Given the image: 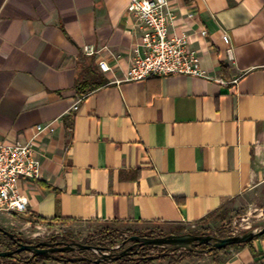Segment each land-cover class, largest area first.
Listing matches in <instances>:
<instances>
[{"label": "crops", "instance_id": "obj_1", "mask_svg": "<svg viewBox=\"0 0 264 264\" xmlns=\"http://www.w3.org/2000/svg\"><path fill=\"white\" fill-rule=\"evenodd\" d=\"M169 1L205 78L123 80L143 55L129 0H0V142L54 123L40 177L17 184L27 213L1 228L193 225L264 182V0ZM224 255L264 264V237Z\"/></svg>", "mask_w": 264, "mask_h": 264}, {"label": "built area", "instance_id": "obj_2", "mask_svg": "<svg viewBox=\"0 0 264 264\" xmlns=\"http://www.w3.org/2000/svg\"><path fill=\"white\" fill-rule=\"evenodd\" d=\"M126 11L142 30L140 47L143 55L137 48L133 50L124 81L170 75L206 77L200 65L201 58L191 47L190 37L170 31L175 11L169 0H129ZM199 35L205 37L206 32L202 30ZM223 39L228 42L227 36ZM85 52L95 53L89 48ZM98 66L103 72L110 70L105 61H100ZM73 109H76L75 105ZM53 131L54 123L49 122L33 127L32 135L24 143L0 142V212L10 215L27 213L28 199L21 194L17 184L20 179L40 177L41 163L34 149V140Z\"/></svg>", "mask_w": 264, "mask_h": 264}, {"label": "rangeland", "instance_id": "obj_3", "mask_svg": "<svg viewBox=\"0 0 264 264\" xmlns=\"http://www.w3.org/2000/svg\"><path fill=\"white\" fill-rule=\"evenodd\" d=\"M261 228H264V182L255 186L237 202L231 203L221 211H218L212 216L205 218V220L193 225L172 226L155 224L146 230L134 231L128 229L109 228L105 225L98 227L78 224L69 225L68 223L59 222H29V225L5 230L16 235L23 242H29L30 244H36L42 241L62 242L63 239L75 240L83 245L101 247L105 253H108V248L119 246L117 249V251H119L132 245L131 242H127V239L131 237L126 234L127 231L138 234L152 232L155 235L165 234V236L168 234L191 233L198 236L210 235L215 238H227L241 235L249 230H259ZM105 230H118L121 232V238L116 240L114 244H108L106 247L97 245V241L95 240L91 241V239L97 237L101 231ZM5 245H8V238L0 235V251H5ZM162 250L163 248H157L156 250H148L147 252L149 255H156L159 252L162 253ZM179 252L180 251H177L173 254L166 250V252H163V255L167 253L174 257L177 256ZM21 256L26 257L27 254L22 253ZM64 256L68 258L88 257L89 259L100 260V262H104L106 264H117L114 261L101 260L100 254L97 251H75L72 253H65ZM224 257L225 255L218 256V254L214 257H209L199 252L198 254H193L189 258L183 260L182 264L184 261V264H212L213 259H217L221 262ZM46 264L56 263L46 262ZM153 264H167V260L154 262Z\"/></svg>", "mask_w": 264, "mask_h": 264}, {"label": "water", "instance_id": "obj_4", "mask_svg": "<svg viewBox=\"0 0 264 264\" xmlns=\"http://www.w3.org/2000/svg\"><path fill=\"white\" fill-rule=\"evenodd\" d=\"M0 231L8 237V239L16 241L14 234L4 230L0 227ZM264 235V228L259 230H249L241 235L231 236L227 238H215L210 235H193L191 233L185 234H168L162 237H140L137 235L131 236L127 239V242H131L132 245L117 251V249L108 248L107 252L103 251L101 247H94L89 245H83L75 240H68V242H56L42 241L36 244H24L17 242L16 252H26L32 255L43 258H55L53 254H65L75 251H97L100 254V259L105 261H118L121 258L128 256L130 251L135 247H152L163 248L169 252H191L195 250V247L200 245H208L210 250H222L233 245H244L252 242L255 238ZM65 238V237H63ZM13 254V251H0V258H6ZM78 259H85L84 257H70L69 261H75ZM99 263L100 260H96Z\"/></svg>", "mask_w": 264, "mask_h": 264}, {"label": "trees", "instance_id": "obj_5", "mask_svg": "<svg viewBox=\"0 0 264 264\" xmlns=\"http://www.w3.org/2000/svg\"><path fill=\"white\" fill-rule=\"evenodd\" d=\"M215 214V213H213ZM213 214L209 215L212 216ZM205 220V219H204ZM203 221V220H202ZM128 236H133V235H138L141 237H147V238H154V237H161L165 236V234H157L155 235L152 232L148 233H142L138 234L135 232H126ZM0 235L6 237L1 231ZM16 241L8 239V245H5L6 249L5 251H13V254L9 257L6 258H0V264H46V262H55L56 264H106L104 262H99L96 263L95 259H89L88 257H84L85 259H78L75 261H69L68 257H65L63 255H57L55 258H43V257H38L36 255H32L26 252H21L18 253L16 252V246L17 242H23L19 237L14 235ZM264 235L258 237L262 238ZM8 238V237H7ZM121 238V232L118 230H105L101 231L97 237L91 239V241H97V245L106 247L108 244L112 245L115 243L116 240ZM255 238L254 240L258 239ZM253 240V241H254ZM24 244H30L29 242H23ZM252 242L244 245H233L230 247H227L222 250H210L208 245H200L195 247V250L191 252H179L177 256H170L169 254L163 255V252H166L165 249H163L161 252L162 253H157L156 255H149L148 250H156L157 248H152V247H135L130 251V254L128 256H125L121 258L118 261H115L117 264H153L154 262H162L164 260H167V264H180L183 260L189 258L193 254H198L199 252L202 254H205L206 256L209 257H214L220 252L226 251L230 248H235V247H242V246H248ZM169 252V251H168ZM177 252V251H175ZM175 252H169V253H175ZM26 253V257H22L21 254ZM200 256V255H198ZM222 262V261H221ZM220 261L217 259H213L212 264H221Z\"/></svg>", "mask_w": 264, "mask_h": 264}, {"label": "flooded vegetation", "instance_id": "obj_6", "mask_svg": "<svg viewBox=\"0 0 264 264\" xmlns=\"http://www.w3.org/2000/svg\"><path fill=\"white\" fill-rule=\"evenodd\" d=\"M52 242V241H51ZM62 242H68V240H62ZM52 243H56V242H52ZM57 255H61V254H53V256H57Z\"/></svg>", "mask_w": 264, "mask_h": 264}]
</instances>
